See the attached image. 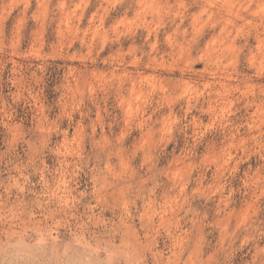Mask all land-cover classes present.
<instances>
[{"label":"rangeland","instance_id":"rangeland-1","mask_svg":"<svg viewBox=\"0 0 264 264\" xmlns=\"http://www.w3.org/2000/svg\"><path fill=\"white\" fill-rule=\"evenodd\" d=\"M0 264H264V0H0Z\"/></svg>","mask_w":264,"mask_h":264}]
</instances>
